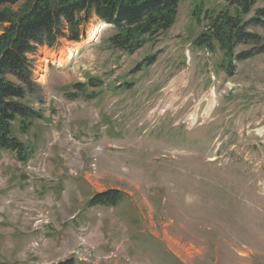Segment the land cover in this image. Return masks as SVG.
I'll list each match as a JSON object with an SVG mask.
<instances>
[{
    "label": "rangeland",
    "instance_id": "374dc122",
    "mask_svg": "<svg viewBox=\"0 0 264 264\" xmlns=\"http://www.w3.org/2000/svg\"><path fill=\"white\" fill-rule=\"evenodd\" d=\"M224 6L181 0L132 54L92 18L29 55L41 119L15 130L27 158L0 154V264H264V51L194 44L196 8Z\"/></svg>",
    "mask_w": 264,
    "mask_h": 264
},
{
    "label": "trees",
    "instance_id": "16d2710c",
    "mask_svg": "<svg viewBox=\"0 0 264 264\" xmlns=\"http://www.w3.org/2000/svg\"><path fill=\"white\" fill-rule=\"evenodd\" d=\"M181 0H0V154L11 152L27 158V148L16 137V128L28 133L41 114L26 99L39 86L33 79L29 55L41 47L53 48L62 41L80 43L92 18L108 25L105 40L113 51L132 54L153 42L176 23ZM257 0H224L218 10L196 8L203 23L194 40L197 47L217 46L229 67L264 51V8L246 18ZM248 47L236 53L241 47ZM153 57L146 58L150 65ZM228 67V70H229ZM31 131V130H30ZM99 196V195H98ZM119 196L96 197L97 203L114 204ZM111 200V201H109Z\"/></svg>",
    "mask_w": 264,
    "mask_h": 264
},
{
    "label": "bare ground",
    "instance_id": "6f19581e",
    "mask_svg": "<svg viewBox=\"0 0 264 264\" xmlns=\"http://www.w3.org/2000/svg\"><path fill=\"white\" fill-rule=\"evenodd\" d=\"M68 53H70V50L68 51Z\"/></svg>",
    "mask_w": 264,
    "mask_h": 264
}]
</instances>
